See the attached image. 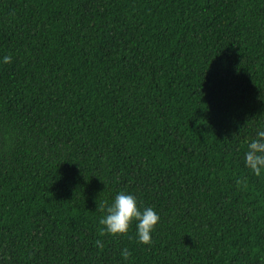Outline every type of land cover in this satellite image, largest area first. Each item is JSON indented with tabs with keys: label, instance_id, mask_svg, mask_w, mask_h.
I'll list each match as a JSON object with an SVG mask.
<instances>
[{
	"label": "trees",
	"instance_id": "16d2710c",
	"mask_svg": "<svg viewBox=\"0 0 264 264\" xmlns=\"http://www.w3.org/2000/svg\"><path fill=\"white\" fill-rule=\"evenodd\" d=\"M3 55L0 264H264V0H0ZM121 190L150 244L101 234Z\"/></svg>",
	"mask_w": 264,
	"mask_h": 264
},
{
	"label": "clouds",
	"instance_id": "9594fccd",
	"mask_svg": "<svg viewBox=\"0 0 264 264\" xmlns=\"http://www.w3.org/2000/svg\"><path fill=\"white\" fill-rule=\"evenodd\" d=\"M11 61L10 55L0 57V63ZM242 146L244 167L256 176L264 175V123L255 126L254 134L247 136ZM99 207L102 212L99 218L101 234L126 235L135 222L136 240L142 244L151 243L152 234L160 220L154 207H141L137 196L125 190L115 193L110 202L100 204ZM96 243L101 244L99 240ZM120 255L128 260L131 252L125 247L120 250Z\"/></svg>",
	"mask_w": 264,
	"mask_h": 264
}]
</instances>
